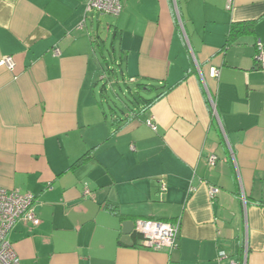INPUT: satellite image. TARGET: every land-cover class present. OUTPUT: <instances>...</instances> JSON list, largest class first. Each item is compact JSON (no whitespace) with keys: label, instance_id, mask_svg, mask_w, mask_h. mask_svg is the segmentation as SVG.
Instances as JSON below:
<instances>
[{"label":"crops","instance_id":"1","mask_svg":"<svg viewBox=\"0 0 264 264\" xmlns=\"http://www.w3.org/2000/svg\"><path fill=\"white\" fill-rule=\"evenodd\" d=\"M86 3L0 0L14 63L0 67V187L31 195L40 220L8 235L19 264H264V0H123L107 24L123 82L168 90L124 114L95 99ZM139 219L177 223L176 246L152 251L134 230L124 245Z\"/></svg>","mask_w":264,"mask_h":264},{"label":"built area","instance_id":"2","mask_svg":"<svg viewBox=\"0 0 264 264\" xmlns=\"http://www.w3.org/2000/svg\"><path fill=\"white\" fill-rule=\"evenodd\" d=\"M123 0H87L86 12H94L99 15L117 17L122 11ZM254 60L260 71L264 72V44L260 41L255 43ZM0 67L12 70L14 63L11 57H4L0 60ZM210 76L216 77L218 71L215 68L210 69ZM133 82V79H130ZM146 124L156 131V124L149 119ZM216 156L210 155L208 162L214 164ZM165 186L161 183V194ZM219 190L215 187L210 189V197H215ZM86 195L89 192H85ZM34 199L29 194H21L17 190L7 191L0 187V264H19V259L8 240V235L17 221L21 220L37 226L40 220L36 217L33 209ZM133 230L138 234L143 247L152 251L163 249L170 250L176 246V237L178 232L177 223H166L156 220H136L133 224Z\"/></svg>","mask_w":264,"mask_h":264},{"label":"rangeland","instance_id":"3","mask_svg":"<svg viewBox=\"0 0 264 264\" xmlns=\"http://www.w3.org/2000/svg\"><path fill=\"white\" fill-rule=\"evenodd\" d=\"M90 17V15H89ZM94 19V29H90L91 32H95L96 28L98 27V34H99V45L101 46L100 51L98 49V57L100 58V66L103 68L100 70L98 68V73L96 77V89L94 90L95 99L98 104L102 105L107 114H109V107H113L115 111L119 110H136V100L138 92L135 86H130L128 83H124L127 80L126 72L124 69V64L122 66V70L120 66V51L118 45L113 42V32H109L107 29V24L114 25L115 17L107 16V15H98ZM99 22V23H97ZM95 49H97L96 45H94ZM115 48V51L113 49ZM101 55L103 58L107 60V63H104L101 59ZM109 65V69L106 65ZM100 72V74H99ZM123 72V73H122ZM103 78L101 79L100 77ZM124 75V76H122ZM112 83L113 85L110 86ZM125 86L131 89V93H127ZM140 94L144 96V98L150 99L156 96L157 92H143L140 91ZM131 95V96H130ZM118 96V98H117ZM125 104L126 107L123 105Z\"/></svg>","mask_w":264,"mask_h":264},{"label":"trees","instance_id":"4","mask_svg":"<svg viewBox=\"0 0 264 264\" xmlns=\"http://www.w3.org/2000/svg\"><path fill=\"white\" fill-rule=\"evenodd\" d=\"M242 26H244V25H237L236 27H233L232 28V30H231V34H230V39L232 40L235 36H236V34L242 29ZM240 27V28H239ZM237 28L239 29V31L237 30ZM109 69V68H108ZM136 88H137V90H138V92L136 93V95H137V100H136V105H137V107H139V109H141V111L140 112H142V111H144V110H146L147 108H149V106H151L152 104H154L155 102H157L158 100H160L166 93H167V91H164V92H162V93H160V94H158V95H156L153 99H146V98H144V96H142L141 94H140V91H143V92H146V93H148V92H152V91H154V90H158V88L155 86V85H151V86H147V85H137V86H135ZM125 88H126V91H127V93H131V90H130V88L129 87H127V86H125ZM131 96V95H130ZM117 98H118V96H117ZM125 107H126V105L125 104H123ZM110 109V111H112L113 113H117L118 111H115L114 110V108L113 107H109ZM120 111V113H122V114H124V112L122 111V110H119ZM139 114V113H138ZM134 234L136 235V236H138V237H140L138 234H136L135 232H134ZM141 238V237H140Z\"/></svg>","mask_w":264,"mask_h":264},{"label":"water","instance_id":"5","mask_svg":"<svg viewBox=\"0 0 264 264\" xmlns=\"http://www.w3.org/2000/svg\"><path fill=\"white\" fill-rule=\"evenodd\" d=\"M132 230H133V223L126 222V223L123 224L121 242L124 245H129L130 244L129 235L131 234Z\"/></svg>","mask_w":264,"mask_h":264}]
</instances>
